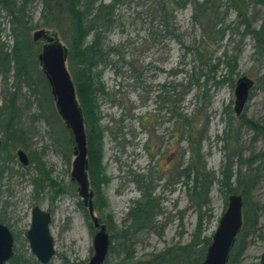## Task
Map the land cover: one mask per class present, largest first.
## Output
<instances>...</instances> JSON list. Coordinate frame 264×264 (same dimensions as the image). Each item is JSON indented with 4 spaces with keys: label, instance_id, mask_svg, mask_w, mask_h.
Here are the masks:
<instances>
[{
    "label": "rangeland",
    "instance_id": "obj_1",
    "mask_svg": "<svg viewBox=\"0 0 264 264\" xmlns=\"http://www.w3.org/2000/svg\"><path fill=\"white\" fill-rule=\"evenodd\" d=\"M174 1L96 0L95 8L99 5L110 7L114 17L112 26L97 29L107 56L96 71L101 73L105 87L98 103L104 129L103 166L110 182L101 188L107 204L101 212L95 210V214L98 218L110 216L115 226L110 236H117L110 245L116 248L107 258L119 264L132 254L134 262L153 261L170 248L192 243L198 227L202 232L200 243L202 239L213 241L228 208L229 197L234 193L217 183L211 189L208 206L200 207L192 201L190 187L194 176L188 179L178 169L186 168L192 157L190 136L182 141L183 127L176 115L179 112L200 131L201 155L209 172L222 179L227 154L233 156L234 187H239L236 180L239 170L243 174L258 170V183L249 195V202L257 207V221L246 231L242 227L229 262L243 236L245 252L239 264H260L264 252V157L253 165L250 159L264 154V137L243 127L240 141L235 144L234 137L227 141L226 132L229 127L236 128L244 114L264 125V48H259L254 35L242 25V16L229 0H214L224 14L221 38L206 37L203 29L193 21V6L178 8ZM17 2L21 5L22 0ZM237 4L244 13V1L238 0ZM45 12L43 0H28L26 17L32 28L29 37L36 62L32 71L34 82L42 72L38 50H42L45 43L33 40L35 32L56 33L59 41L69 48L62 33L45 27ZM249 16L254 17L250 30L258 31L264 21V6L250 7ZM9 23L8 13L0 8V45L4 44L11 53L16 39ZM95 36L96 32H92L87 37V45ZM234 55L238 56L237 68L230 73L226 59ZM14 74L13 69L7 81L0 76V109L8 93L16 89ZM243 77L252 80L254 85L243 113L237 116L235 91L237 82ZM36 87L38 92L34 94L30 87L23 86L17 102L25 108L22 126L33 129L30 148L19 149L29 158L33 152L40 155L51 170V177L63 186L64 192L52 200L49 184L46 183L43 191L38 190L34 180L41 177L39 170L34 163L27 167L21 165L17 150H14L12 159L6 161L7 172L0 181V223L14 234L15 261L41 264L32 253L27 238L32 210L39 206L52 215L50 231L56 254L48 264H88L94 255L95 228L88 208L83 205L84 210L79 205L83 200L77 191L78 184L71 179L75 143L64 131L67 127L57 113L54 99L53 103L48 100L45 83L40 82ZM43 113L52 117L50 124L47 117H40ZM2 118L0 111V122ZM85 129L87 133L86 122ZM57 137L61 141H57ZM0 139L4 141L2 128ZM3 155L1 150L0 157L5 158ZM139 176L152 177L153 197L159 205L151 223L141 229L134 227L131 217L135 203L144 199L143 190L136 182ZM238 189L237 194L241 195L242 188ZM91 190L94 192L92 187ZM123 229L128 230L126 237L118 236ZM13 258L5 264H13Z\"/></svg>",
    "mask_w": 264,
    "mask_h": 264
},
{
    "label": "trees",
    "instance_id": "obj_2",
    "mask_svg": "<svg viewBox=\"0 0 264 264\" xmlns=\"http://www.w3.org/2000/svg\"><path fill=\"white\" fill-rule=\"evenodd\" d=\"M45 4V27L62 33L63 38L69 46V69L71 71L75 87L77 90L79 102L83 110L84 119L87 125V142H88V160H89V181L95 192L93 201L95 210L99 212L106 206L107 202L102 194V186L110 182L109 177L105 173L103 166V134L104 129L101 126L100 106L98 103L99 95L105 93V87L101 82V73L96 69L101 62L106 61V55L103 52L101 34L97 32L98 27H110L114 23V17L110 7L99 5L95 8L96 0H43ZM238 0H229L230 4L239 11V16H242V25L246 30L251 32L260 44V49L264 48V21L262 27L258 31L250 30L253 26L254 17L249 16L250 7L264 6V0H243L246 9L244 13L237 4ZM241 1V0H240ZM28 0H22L21 5H18L17 0H0V8L5 10L9 15V24L12 25L13 34L16 39L15 45L11 53H8L4 44L0 45V76H3L7 81L9 74L15 70V91L8 93L3 107H1V115L3 116L0 122V128L4 133V143L2 153L5 158L0 157V181H2L7 172L6 161L12 159V151L24 148H30L32 127H23L21 124L22 114L25 108L18 106L17 102L23 86L31 88L35 94L38 92L37 85L40 82L45 83L48 89V100L53 103L51 89L43 71L40 72L39 80H32L33 65L36 64L32 52V43L30 40L31 27L29 26L26 17V5ZM178 8H184L191 4L194 8L193 21L199 25L206 37L224 35L222 23L224 18L220 12V7L217 6L214 0H175ZM231 6V5H230ZM229 6V7H230ZM243 6V5H242ZM166 14V13H165ZM96 32V36L91 44L87 45L86 39L92 33ZM263 46V47H262ZM113 50V49H112ZM40 53L41 50L39 49ZM226 57V56H225ZM230 73H233L237 68L238 56L234 55L226 59ZM215 79V77H213ZM178 96V94H177ZM31 103V102H30ZM39 107L42 106L41 100L37 101ZM49 112V108H47ZM52 111V108H51ZM53 113V112H49ZM182 125V141L190 136L189 146L192 154L191 163L186 167H179L180 173L186 178L192 175L193 185L190 187V197L196 205L208 206L210 203V192L215 184L221 185L229 193L237 194L238 188H242L241 195L244 198V231L248 230L249 226L255 225L256 205L249 202L250 191L255 188L259 180L258 170L254 173L251 171L243 174L240 170L237 173L238 188L234 187V164L233 156L227 154V161L224 164L221 176L219 179L215 173L209 172L201 155V135L200 131H196L194 125L181 113L176 114ZM52 116V115H51ZM40 117H47L40 115ZM52 117H47V122L51 123ZM185 120V121H183ZM243 127L251 129L256 136L264 137V125L253 119H249L246 114L241 116L237 122L236 128L229 127L226 132L227 141L234 137L235 144L240 141V131ZM64 131L68 132L73 138L72 132L64 127ZM61 141L59 137L56 139ZM73 140V139H72ZM181 143V142H180ZM227 146H230L229 143ZM235 146V145H234ZM234 152V151H233ZM3 155V156H4ZM264 154H258L252 157L253 165ZM249 160V162H250ZM30 163H34L39 170L40 178L34 180L36 188L43 191L46 183L53 191L52 200H56L64 192L63 186L51 177V170L47 169L40 155L34 152L30 155ZM240 163V162H239ZM182 168V169H181ZM139 187L143 190L144 199L136 202V206L131 210V217L134 221V227L141 229L151 223L150 219L155 210L159 209L158 202L153 197V180L152 177L144 178L139 176L136 181ZM75 185V183H73ZM84 209L83 204L79 203ZM86 210V209H84ZM100 223L105 224L108 231H113L115 228L113 220L110 216L99 218ZM92 226V224H91ZM93 228V226H92ZM128 230L123 229L118 236L126 237ZM201 227H198L195 239L186 246L173 247L166 252L157 255L153 261H148L144 264H202L206 258V248L210 245L211 240L201 241ZM117 236L111 235L113 242ZM115 246L109 248V252L114 250ZM245 252V242L243 236L238 240L235 251L229 264H239L241 257ZM109 255V254H108ZM13 258V264H19ZM105 264H113L107 258ZM119 264H142V262H134L133 255L128 254L127 258Z\"/></svg>",
    "mask_w": 264,
    "mask_h": 264
},
{
    "label": "water",
    "instance_id": "obj_3",
    "mask_svg": "<svg viewBox=\"0 0 264 264\" xmlns=\"http://www.w3.org/2000/svg\"><path fill=\"white\" fill-rule=\"evenodd\" d=\"M33 40L35 42L45 41L38 60L49 83L57 113L73 134L75 160L71 179L78 184V194L83 200V205L88 208L90 219L95 228L94 255L88 264H105L111 245V236L107 226L100 223L95 214L94 192L91 190L88 175L89 160L85 119L74 81L68 69L69 48L59 41L56 33L46 30L35 32ZM253 85L254 82L247 77H243L237 82L235 91V113L237 116L243 113ZM2 145L3 142L0 139V151ZM17 158L21 165L29 166L30 160L24 150L17 151ZM243 207L242 195L232 194L229 197L228 208L213 236V241L202 264H228L236 238L243 227ZM51 223L52 215L49 212L42 210L39 206L34 207L27 238L32 253L41 264H48L56 254L54 239L50 231ZM13 256V234L6 225L0 224V264H5ZM260 264H264V252Z\"/></svg>",
    "mask_w": 264,
    "mask_h": 264
},
{
    "label": "flooded vegetation",
    "instance_id": "obj_4",
    "mask_svg": "<svg viewBox=\"0 0 264 264\" xmlns=\"http://www.w3.org/2000/svg\"><path fill=\"white\" fill-rule=\"evenodd\" d=\"M2 140V139H1ZM2 142L4 143V141L2 140ZM2 147H3V145H2ZM1 150H2V148H1ZM19 150V149H18ZM17 150V151H18ZM17 151H16V155H17ZM1 152V151H0ZM29 157V156H28ZM29 160H30V158H29ZM19 161V160H18ZM30 165V164H29ZM0 224H2V223H0ZM9 228V227H8ZM10 229V228H9ZM11 231V230H10ZM12 232V231H11ZM13 234V233H12ZM13 237H14V234H13ZM14 243H15V238H14Z\"/></svg>",
    "mask_w": 264,
    "mask_h": 264
}]
</instances>
